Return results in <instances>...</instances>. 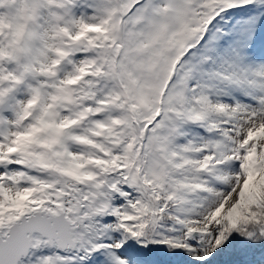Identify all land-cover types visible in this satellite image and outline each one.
I'll return each mask as SVG.
<instances>
[{
	"label": "snow or ice",
	"instance_id": "1",
	"mask_svg": "<svg viewBox=\"0 0 264 264\" xmlns=\"http://www.w3.org/2000/svg\"><path fill=\"white\" fill-rule=\"evenodd\" d=\"M0 264H264V0H0Z\"/></svg>",
	"mask_w": 264,
	"mask_h": 264
}]
</instances>
